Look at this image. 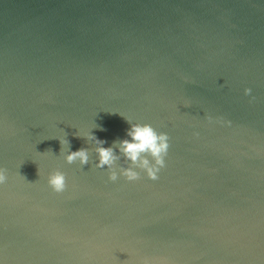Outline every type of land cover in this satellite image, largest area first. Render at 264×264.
<instances>
[{
  "label": "water",
  "instance_id": "water-1",
  "mask_svg": "<svg viewBox=\"0 0 264 264\" xmlns=\"http://www.w3.org/2000/svg\"><path fill=\"white\" fill-rule=\"evenodd\" d=\"M126 119L155 181L95 167ZM0 168V264H264V0H0Z\"/></svg>",
  "mask_w": 264,
  "mask_h": 264
},
{
  "label": "clouds",
  "instance_id": "clouds-1",
  "mask_svg": "<svg viewBox=\"0 0 264 264\" xmlns=\"http://www.w3.org/2000/svg\"><path fill=\"white\" fill-rule=\"evenodd\" d=\"M244 94L250 95L251 89L245 88ZM208 119L211 121V117ZM126 121L130 125L126 130V135L130 139L124 138L113 141V145L110 147H104L106 141L98 139L93 134L86 136L87 140L93 141L96 145L94 151L97 154L98 162L95 167L101 169L106 167L108 179L115 182L118 179L116 162L123 158L127 166H119V175L127 181L132 182L140 179L141 171L146 173L147 178L153 181L157 180L158 173L165 167V157L170 146L169 136L164 132H158L148 123H133L127 119ZM58 141L61 145L60 151L63 145L68 144L70 146V141L67 138ZM64 159L68 164L79 162L84 167L89 165V151L84 147L72 151L69 147ZM6 182L7 169L0 168V185ZM47 184L54 192L62 193L67 187L65 173L59 169L50 172L47 177Z\"/></svg>",
  "mask_w": 264,
  "mask_h": 264
}]
</instances>
